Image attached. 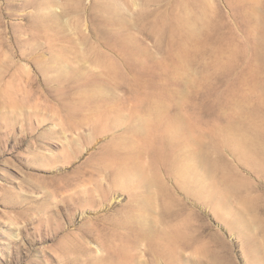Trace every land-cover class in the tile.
Listing matches in <instances>:
<instances>
[{"label":"rangeland","instance_id":"rangeland-1","mask_svg":"<svg viewBox=\"0 0 264 264\" xmlns=\"http://www.w3.org/2000/svg\"><path fill=\"white\" fill-rule=\"evenodd\" d=\"M0 264H264V0H0Z\"/></svg>","mask_w":264,"mask_h":264},{"label":"bare ground","instance_id":"bare-ground-1","mask_svg":"<svg viewBox=\"0 0 264 264\" xmlns=\"http://www.w3.org/2000/svg\"><path fill=\"white\" fill-rule=\"evenodd\" d=\"M18 235H19V233H18Z\"/></svg>","mask_w":264,"mask_h":264}]
</instances>
